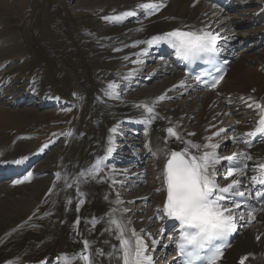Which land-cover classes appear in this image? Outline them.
<instances>
[{
    "label": "bare ground",
    "instance_id": "bare-ground-1",
    "mask_svg": "<svg viewBox=\"0 0 264 264\" xmlns=\"http://www.w3.org/2000/svg\"><path fill=\"white\" fill-rule=\"evenodd\" d=\"M26 1L18 0L15 9ZM63 4L70 23L68 33H83L75 45L83 49L87 71L83 75L79 66L71 67L73 90L54 91L39 77L28 91L20 92L15 87L10 89V83L2 79L4 74H0V130L12 124L9 109L23 102L38 108L71 103L75 111L62 134V143L52 136L41 144V149L25 152V142L16 134L0 139L3 174L7 170L16 173L25 166L29 170L18 183L0 177V264L39 259H46L45 264H65L61 258L71 260L73 254L81 253L84 241H88V253L94 257L92 264H119L120 254L113 251V246L119 248L118 233L114 234L108 223V214L113 210L115 218L123 217L127 228L135 229L143 238L148 246L146 254L153 257L154 264L163 263V258L167 261L171 256L159 248L166 242L159 244L160 225L153 215L163 197L156 189L161 187L164 150L184 147L169 137L167 129L174 128L184 141L191 140L201 147L217 144L219 157L232 148H226L228 137L253 130L255 104L264 103V47H255L259 35L264 34V0H231V11L210 0H59L57 12L62 11ZM148 4L163 6L156 11L144 7ZM4 21L0 18V23ZM44 23L43 29H47L56 21L49 17ZM11 24L9 35L0 34L1 40L8 41V50L29 58L19 24ZM174 28L211 32L219 34L218 40L231 42L232 63L214 91L194 90L166 56L153 55L157 45L150 49L147 41ZM44 39L53 42L57 56L70 62L79 56L58 32H48ZM245 40L248 44L244 46ZM81 89H86L91 98L90 112H85L87 100ZM161 96L164 99H159ZM143 105L152 107L151 115L158 118L148 123L151 115ZM82 112L88 117V128L82 125L86 123L81 119ZM221 128L227 131L219 132ZM216 132L219 135H213ZM75 136L81 137V145L77 147L79 155L70 163L66 156ZM45 149L52 153L48 163L39 161ZM131 153L140 164L129 159ZM248 154L252 160L248 161L247 176L258 177L257 164L264 163V143L255 144ZM97 165L102 171L96 170ZM117 200L122 203L117 204ZM109 228L113 231H106ZM125 238L135 241L130 231L125 232ZM152 240L157 243L153 245ZM97 250L103 255H95ZM109 253H113L111 257ZM246 254L264 257V206L256 222L240 231L222 264H231ZM75 264L84 262L76 260Z\"/></svg>",
    "mask_w": 264,
    "mask_h": 264
},
{
    "label": "snow or ice",
    "instance_id": "snow-or-ice-1",
    "mask_svg": "<svg viewBox=\"0 0 264 264\" xmlns=\"http://www.w3.org/2000/svg\"><path fill=\"white\" fill-rule=\"evenodd\" d=\"M163 5L148 4L145 8L155 9ZM126 13L124 15H131ZM106 19H109L106 17ZM111 19L119 20L120 17ZM219 34H213L206 31H182L176 29L162 35L153 36L147 41L149 47L154 44H159L161 41L167 42L171 47L175 48L176 56L182 57L184 60H197L201 54H209L212 56L218 55L217 43ZM219 75V73H217ZM223 76L219 79H202L197 75L195 80L200 83H210L212 88H215ZM184 81H181L183 86ZM110 88L114 86L109 85ZM111 94V93H109ZM159 99H164L163 96ZM253 105H249L252 107ZM146 111L151 115L154 112L152 107L143 105ZM255 107L264 112V107L256 103ZM158 118L151 115V119L147 122L151 123L152 119ZM115 131V129H113ZM226 129L221 128L219 132H225ZM169 137H174L184 145L182 151H174L165 149L162 174L159 177L161 187L156 189L157 192L165 194V198L160 207L157 208L158 218L170 219L178 222L179 227L177 234L179 239L175 241L177 256L180 258L179 264H218L223 250L217 247V243L223 241L232 233L237 231L239 221L244 219L242 212L237 215L241 208V203L238 198L245 197V192L241 191L240 179H232L225 186H220L215 181V173L217 166L227 162L225 171L228 177L239 176L245 178V172L248 170V161L252 157L246 152L233 153L228 157H219L215 149L219 146L213 143L203 145L204 149H212V151H203L201 153V145L193 143L191 140L184 141L174 128H168ZM219 132L213 135H219ZM188 135H195L189 133ZM259 135H264V115L258 121V126L254 131L242 133L239 137H232L234 141L242 142L246 146L250 145L251 141L247 137L256 138ZM209 141L211 137L207 138ZM167 145V140L164 141ZM147 147V145H146ZM111 151V148L108 149ZM193 152L201 153L194 155ZM153 155H157L153 153ZM259 176H253V186L259 185L264 187V163H258ZM257 168L252 169L256 171ZM97 171H102L97 165ZM257 198L264 197V191H256ZM83 203V201H81ZM122 201L117 200V204ZM231 204V207L226 205ZM126 211V210H125ZM255 209H252L254 212ZM115 210L109 213L108 223L113 226L116 239L119 242V248L113 246L114 253H119L117 257L119 264H154L153 257L146 254L148 250L143 238L136 232L135 229H128L127 223L123 220L115 218ZM251 215V213H249ZM79 223V221H77ZM113 228L106 231H113ZM130 231L131 236L135 238L134 243L125 238V232ZM164 229L161 228L160 232ZM151 235V234H149ZM170 240L173 237H169ZM259 240V237H257ZM156 240H152L155 245ZM89 243L83 242V251L79 254H73L69 260L67 256L62 257L65 264H75L76 260H82L84 264H92L94 258L88 253ZM113 253H109L111 257ZM95 255H103V252L97 250ZM241 259V264L244 260Z\"/></svg>",
    "mask_w": 264,
    "mask_h": 264
},
{
    "label": "rangeland",
    "instance_id": "rangeland-1",
    "mask_svg": "<svg viewBox=\"0 0 264 264\" xmlns=\"http://www.w3.org/2000/svg\"><path fill=\"white\" fill-rule=\"evenodd\" d=\"M0 1V13L2 14L0 15V18L7 21L6 23H0V34L7 37L9 35V31H7V29L11 27L10 24L13 22L18 23L22 33L21 35L23 36L30 55V61H28V56L20 55L17 51L8 50V41H5L6 43H4V41L1 40L2 36H0V74H4L2 75V79H5L4 82L10 83V89L18 88L20 92H25L30 89V85L34 79L41 77L54 91L61 90L64 93L65 91L69 92L73 90L74 81L70 76L72 75L71 67L76 64V66L81 68L80 70L83 75H85L87 70L85 66H83V49L81 50L77 47V45H75L78 44V41L82 37L83 33L81 30H71L68 33L67 30L70 28V23L69 20H67L68 15L66 6L63 4L61 6L62 11L59 13L57 12L59 0H28L26 1L27 3H24L21 8L16 10L14 6H16L18 0ZM14 11L15 13H12ZM49 17L54 18V21H56V24L52 25L55 27L50 26L48 27L49 29H43V25L45 24L44 21ZM57 29H60L65 34L72 33V38L60 33ZM46 31L50 33L58 32L59 35L65 39L69 49L73 48L79 56L74 57L72 59L73 62H70L68 59L66 60L63 56H57V49L53 45V42L44 39L45 34L48 33ZM43 35L44 38L42 37ZM144 56L146 57L147 55ZM9 58L13 59L9 60ZM31 58L33 59V62L31 61ZM81 91L85 93L84 95L87 100L85 112H90L92 102H90L91 98L89 94H87L88 91L86 89H81ZM11 98L12 95H10L8 99ZM9 110V115H13V118L11 119L12 124L1 128L0 139L7 135H9L8 137H12L15 134L18 137L20 136V138H22L25 142L22 145V150L25 152L38 148L41 143L49 140L52 136L57 138V142L62 143L64 140L62 134L66 133V129L75 113L73 104L69 103L65 105L62 102L57 105L52 104L48 108H38L35 104L23 102L20 106L10 108ZM82 114V116L80 115L82 121H86L88 117L85 116V113L82 112ZM82 125L84 128H88L90 126L87 121ZM80 135H82V133ZM58 138L59 140L62 138V140L59 141ZM80 138V136H75L72 141L73 144L66 156L70 162L76 154L79 155L78 148L81 145ZM48 152L49 154H46L45 157L42 156L39 161H44L43 163L50 162L49 159H51L52 153H50V151Z\"/></svg>",
    "mask_w": 264,
    "mask_h": 264
}]
</instances>
